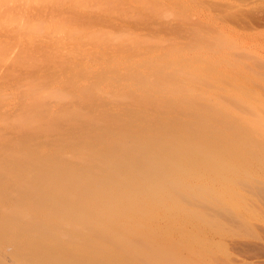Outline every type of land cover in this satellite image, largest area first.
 Instances as JSON below:
<instances>
[{
    "label": "bare ground",
    "instance_id": "obj_1",
    "mask_svg": "<svg viewBox=\"0 0 264 264\" xmlns=\"http://www.w3.org/2000/svg\"><path fill=\"white\" fill-rule=\"evenodd\" d=\"M67 1L108 14L127 4L139 15L175 7ZM9 11H0V70L31 64L42 49L45 70L28 81L9 76L25 88L13 115L0 112V264H230L215 238L253 235L264 219V99L230 58L235 42L212 26L191 29L182 47L84 27L80 40L72 20L37 25ZM53 36L62 41L48 43ZM72 36L80 43L71 46ZM9 37L26 40L13 62ZM65 45L69 56L53 54Z\"/></svg>",
    "mask_w": 264,
    "mask_h": 264
},
{
    "label": "rangeland",
    "instance_id": "obj_2",
    "mask_svg": "<svg viewBox=\"0 0 264 264\" xmlns=\"http://www.w3.org/2000/svg\"><path fill=\"white\" fill-rule=\"evenodd\" d=\"M31 1L32 0H30V1H28V0L27 1H25V0H5L4 3L0 2L1 3L0 11H1V13L12 14V13H8V12H10L9 11V9H10L11 12H13V14L15 12V14H18V15L22 16L23 19L27 20V22L29 21L32 23V21H34L33 24L36 23L37 25L49 24V20H51V21L54 20L53 16L55 17V19H57L56 17L59 16V18L63 17V19H67V21L72 20L73 24H71V25L75 24L76 26L79 27L77 30L75 29L76 35L73 34V36L74 37L76 36L79 38L81 37L80 40H83L82 37L84 38V34L86 33V31H83V27H84V30L88 29L87 33L88 32L94 33V32H100V31L103 32L104 31L103 33L108 32V34L109 33H111V35L114 34V35H116V37H119V35H121V37L122 36H129L131 34L130 36H134V37H140L141 36L142 39H147V40L151 39V40H148L150 42L152 40H154V41L156 40V42L159 41L160 44L162 43V42H160V40L163 41L165 39L164 40L165 42L162 43L163 47H168V46L170 47V45L173 43H176L178 45L179 44L185 45L186 43H190V41H191L190 40L191 39L190 38L191 37L190 32H191V29L193 30L195 27H197V29L200 28L201 31H205V29L207 30L209 27L212 26L211 28L214 27V29L216 31L218 29H219L218 31H221V32L224 31L223 34L225 35V37H227L228 39H231V40H233V42H235V44H234L235 49H233V51L230 54L231 57L230 56L229 57L231 59L233 58L234 61L236 59L237 62L241 63V66L243 65L242 68L244 70L249 72L251 75L255 76L256 82L251 87L254 88L256 91H258V93L261 95V98L264 99V97H263L264 92H262V90H264V81L263 82L260 81V80H264V0H172L174 2H172L170 0L172 2L170 4V6L172 7V4H173V6L175 5V7H174L175 9L173 7H172V9L171 8L169 9V3L170 2L168 1L169 2L168 3L167 1H164L163 5H165V8L168 5V9H169V11H167L169 13L165 12V15H163L161 13L160 14L155 13V12L152 13L151 11L149 12L146 10H144L145 12L142 11L143 15H142L141 11H139V13H140V15H139V14H137L138 12L135 13L136 7L134 5L129 6V4H127L128 6L124 7L126 9L121 11V12H123L122 14H124V15H122L121 12H112L111 11L108 14V12L106 11V13H105V11L103 9H101L99 7L96 8L95 5H92V7L89 6L90 8H88V10L85 9V11H83L81 8L80 9L75 8L74 3L72 1L68 2L67 0H64L65 5H64L63 1L61 2V3H63L62 7H60L59 5L56 7L57 9H60V11H58L57 9H53L54 6H53V8H52V6H46L47 8H45L44 6H42V7H40L38 5L36 6V4L33 1L32 2ZM180 1H182V5L184 3L185 8H183L184 6L182 7V5L181 6L179 5L181 3ZM166 2L168 4H166ZM32 3H34V4H32ZM71 3H73L72 4L73 7H72ZM37 7H39L40 9ZM58 7H60V8H58ZM70 7L72 9L74 8L75 11L74 10L72 11V9ZM131 7H132V9H131ZM176 7H177V9H179L181 7L180 8L181 14H180L179 10H177L178 12L176 11ZM12 9H13V11H12ZM77 9L80 10L79 11L80 13L77 11ZM127 9H130V10H127ZM165 10H167V8ZM172 10L174 11V13ZM127 11H129L130 13ZM185 11L187 13H185ZM155 14H157L158 16H156ZM11 16H13V15H11ZM138 16H142L141 20L139 19L140 17H138ZM39 22L41 24H38ZM43 22H45V23H43ZM33 24H32V26H33ZM75 25L73 26V28L75 27ZM29 26H31V25H29ZM14 29L16 30L17 28L15 27ZM79 31H82L81 34H77ZM186 34H187V36H186ZM78 35H80V36H78ZM0 36H1V34H0ZM36 36L37 35L31 34L32 38L30 37V39H31L33 44H34V42H35L36 46H38L40 43L44 44V45L46 44L45 41H47V39L45 41H44V39L41 40L39 36H37L38 39H36L37 38ZM73 36L67 40V42H69L70 45H71V43H73V41H72L73 39L75 41V44H76V41H77V44L79 42V40H78L79 38L75 40V38ZM1 37H3V35ZM18 37L19 36H16L15 40L19 39ZM33 37H36V38H33ZM11 38L10 37L7 38V39H10V41H7V42H9L10 45L11 44L12 45L11 46L9 45V50L7 51L9 55L7 53L6 54L9 57H10V55L12 57L14 54V57L12 60L11 57L9 58L8 56H6V57H8L6 59H7V61H9V59H10L13 62L14 60H16L18 58V56H19L18 53H20V51H21L20 48L21 49H22V47L24 48V46H25L24 41H26V40L22 38V41H23L22 42L20 40L15 41L14 38H12L14 40V41H12ZM51 38H52V39H50L51 41L48 40V43H52V42L54 43V40H55V42L62 41V39L56 40V38L54 36ZM2 39H5V38L3 37ZM0 42L2 43V42H4V40H0ZM18 42H20V43H18ZM152 43H154V42H152ZM13 44H14V46H13ZM69 44L67 43V46H69ZM22 45H24V46H22ZM16 46H17V49H16ZM65 46H64V49L62 47H61V49H59V48L57 49V52H56L57 55L55 54L56 50L54 51L53 54L55 56L59 57V55H61L60 53L63 52L62 53L63 55L67 54L66 57L69 56L70 52L72 53L71 49L73 47L71 48V46H72L71 45L69 47L70 52H68L69 48L67 46L66 47ZM179 46H181V45H179ZM185 46H187V45H185ZM235 46H237V47H235ZM10 48H12V49H10ZM18 48H19V50H18ZM65 48L66 49L68 48V50H66V52H68V53L64 52ZM31 49H32V51L34 50L32 46H30V50ZM62 49H63V51H62ZM17 50H18V52H17ZM43 50L44 49H42V51L36 50L37 52L34 50V52H36L35 56L33 55V53L31 54V56L33 55V57H36L37 59L33 58V60H35V62L33 61V62H31V64L30 63L25 64L26 67L24 65L23 66L16 65L19 67L18 68L15 65H12V66H14V68H13L10 65L11 68H9V70H10L9 72H7L8 71L7 66H6V71H4L5 69L0 70V74L4 78L3 79L2 76L0 77L1 80L2 79L4 80V81L0 80V83H2V85H0L1 86L0 90L1 91L3 90L6 93L5 94L4 92H2L5 94V98L8 95H11L10 96L11 99L12 100L15 99L14 101H12V100L10 101L9 97H8V99H5L6 102L9 101L8 102L9 104L7 106V104L5 103V105H4L5 107H4L3 102H2V100H4V99H2L3 94L1 93L2 95L0 96L1 97L0 102H2L1 105L4 108L3 107L1 108V105H0V112H3L6 110L5 112H7V111L9 112V113H6V115L7 114L13 115L18 108L16 106L19 105V104H16L17 99H18V103L20 102V100H19L20 94L18 95V93L22 92L23 87L21 88V90H20V88H19V90L17 89L16 85H18V84H17V81H14V79H13L14 77L12 76V74L13 75L15 74V76L19 75L21 77H23L25 75L24 76V77H26L25 79L28 78L27 81L30 79V77H31V79L43 78V77H41V76H43V73L45 70V64L43 61V52H45V50L44 51ZM58 50H59V55H58ZM87 50H88L87 48H84V47L81 48L80 52L85 51L83 53L84 55L79 53L81 55V57L82 56L88 57L87 56L88 55ZM12 51H14V52H12ZM15 52L17 53L18 56L15 55ZM85 54H87V55H85ZM118 54H119V56H121L120 53H118ZM74 56L72 57V59L75 58ZM60 57H62V55ZM63 57H65V56H63ZM238 57L239 58L241 57L242 59L241 58L239 59ZM70 58H71V56H70ZM67 59L69 60V58H67ZM67 59H66V61H67ZM72 59H70V60L72 62H75L76 59L75 60L74 59L72 60ZM37 61L39 62L40 65L39 64L35 65V63H37ZM66 64H68V63H66ZM71 64H74V63H70L69 65H71ZM27 65H28V67L30 65L29 70H28ZM247 67L249 68V70H247L248 69ZM15 68H17V69H15ZM64 69H65V71L67 70L66 68H64ZM12 70L15 72L17 71L16 73H18V71H19V73L16 74ZM254 70H256V72L259 73L261 78H258L259 75L256 76L257 74L253 73ZM65 71H64V73H65ZM28 72H30V73H28ZM8 73H9V75H8ZM21 73H22V75H21ZM61 73L63 74V71H61ZM4 76H8V77H4ZM9 76L13 77L12 78L13 81L8 80ZM11 77H10V79H11ZM20 78L18 81L19 83H20ZM6 79H7V81L5 82ZM25 79H24V81H25ZM25 82H22V83H25ZM11 85H13L15 89H12L13 86L11 87ZM258 85L263 87V88H261L262 90L259 89L260 87ZM255 86H257V87H255ZM3 87H8V88H3ZM24 88H25V86H24ZM10 90H13V91L11 92ZM16 90H18L19 92ZM14 91L17 92V94H16V95H18L17 97L15 96ZM7 93H9V94H7ZM1 109H4V110H1ZM5 112H4V114H5ZM259 205L261 206L262 210H264V208H263L264 203L263 202H262V204L259 203ZM254 225L256 228H255V233L253 235H241V234L238 235V234H231L230 233L228 235H225V237L223 236V237L215 238V240L221 241L224 243L223 245H224L225 250H226V255H227L226 259H227L228 263H230V261H231L230 264H233V263L234 264H264V219L260 220V221L259 220L255 221ZM254 237H255V239H254ZM229 258L231 260H229ZM225 264H226V261H225Z\"/></svg>",
    "mask_w": 264,
    "mask_h": 264
}]
</instances>
